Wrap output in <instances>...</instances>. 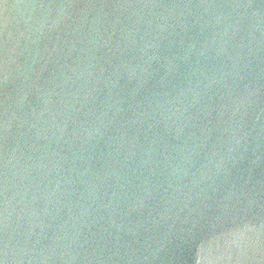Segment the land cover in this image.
I'll use <instances>...</instances> for the list:
<instances>
[{
    "label": "water",
    "instance_id": "95a60500",
    "mask_svg": "<svg viewBox=\"0 0 264 264\" xmlns=\"http://www.w3.org/2000/svg\"><path fill=\"white\" fill-rule=\"evenodd\" d=\"M0 264H264V0H0Z\"/></svg>",
    "mask_w": 264,
    "mask_h": 264
}]
</instances>
